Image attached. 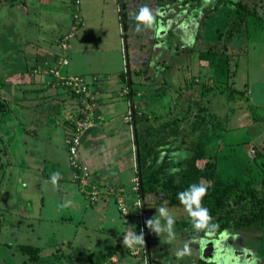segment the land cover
Segmentation results:
<instances>
[{
	"label": "rangeland",
	"instance_id": "obj_1",
	"mask_svg": "<svg viewBox=\"0 0 264 264\" xmlns=\"http://www.w3.org/2000/svg\"><path fill=\"white\" fill-rule=\"evenodd\" d=\"M143 8L148 9L150 22L136 20ZM73 19L80 24L74 25ZM64 36L66 47L61 49L60 40ZM202 52L213 53L217 62L201 59L199 54ZM54 53L60 55L57 60L64 56L68 61L69 58L75 61L80 68L79 74L87 82L93 74L102 76L107 86H112V95L120 98L116 118L126 127L122 134L116 132L111 138L121 140L126 136L127 167L119 174L123 181L127 179V183L125 187L117 182L106 185L97 182L91 174L92 183L101 191L98 200L104 199L108 208L113 209L111 229L115 232H109L108 222L104 232L97 229L96 216L88 217L87 213L79 224L78 233L82 235L79 243L68 246L64 254L55 253L35 263L264 264V224L258 230L214 228L200 234L182 204L169 205L167 198L161 200L158 194L149 192L144 194L143 200L147 252L144 253L140 244L131 248L123 245L125 235H140L142 229L134 188L133 120L123 119V113L119 112L124 108L125 115L131 108L125 94L128 83L132 110L145 114L149 118L148 125L155 127L177 119L178 134H167L168 126L163 132L153 133L154 138L162 141L157 146L161 150L155 165L166 154L165 173H176L173 169L179 167L174 163L188 156L198 142L222 179H236L241 184L264 179V0H78L76 5L70 0H0V82L13 85L18 81L19 73L29 72L27 67L32 58L39 59L35 65L40 66ZM23 64L25 66L19 70ZM39 70L37 73H44ZM120 75L126 77V81ZM128 76H131V83ZM204 84L215 87L202 88ZM230 88L245 95L250 106L232 94ZM11 91L6 89L0 94ZM90 95L99 115L96 93ZM77 102L71 110L78 109ZM198 107L203 109L198 110ZM202 110L206 112L205 116L209 112L222 118L219 121L223 129H218L219 134L212 136L210 127L205 125L191 128L194 115L202 114ZM75 111L65 121L67 132L59 146L61 151H57L61 163L68 164L65 144ZM100 120L97 119L90 128ZM143 121L138 123L140 133L144 131ZM124 146L117 150L121 155L125 153ZM79 148L78 157L85 159L86 154H81ZM4 165L3 161L0 176L6 174ZM15 167L19 166L14 164ZM20 184L24 185V177L16 185ZM51 195L53 191L50 190ZM118 198L123 200L126 213L119 210ZM18 201L13 196L10 203L19 204ZM86 203L89 208L97 207L94 203ZM1 204L2 201L0 264H18L23 256L17 252L15 244L19 232L14 227V208L6 206L2 209ZM162 206L175 221L171 240L167 232L156 235L146 227V221ZM161 224H164L163 220ZM59 225L55 228H60ZM66 229V234H70L73 227L68 224ZM60 230L55 231V237ZM4 243L10 245L9 248ZM113 247H116L115 256L97 260V252L104 257ZM185 249L186 254L178 258L177 254ZM88 255L93 258L88 259Z\"/></svg>",
	"mask_w": 264,
	"mask_h": 264
},
{
	"label": "crops",
	"instance_id": "obj_2",
	"mask_svg": "<svg viewBox=\"0 0 264 264\" xmlns=\"http://www.w3.org/2000/svg\"><path fill=\"white\" fill-rule=\"evenodd\" d=\"M59 56L54 53L50 60L43 58L45 56L42 58L49 63H55ZM38 60L32 58L28 63L29 67L36 66ZM69 60L71 62L67 60V64L62 66V73L79 74L80 68L71 58ZM22 66L25 65H21L19 70H22ZM127 73L129 75V70ZM128 78L131 83V76ZM16 79L18 81L13 85L6 81L0 82V92L12 90L0 94V169L4 161L6 170V174L0 176V201L2 209L6 206L14 208V227L19 232L16 234L18 239L15 244L17 252L23 256L18 264H22L29 261V254L34 253L36 261L42 258L46 260L55 253L64 254L68 246L79 243V237H82L78 233L79 224L87 213L88 217L96 216L97 229L104 232L108 222L111 230L109 232L114 233L115 230L111 229L114 220L113 209L108 208L104 199L98 200L101 191L98 189L94 202L97 207L89 208L85 197L71 179L69 165L61 163L58 157L57 151H61L59 146L61 142L63 144L67 132L65 121L69 119L71 112L75 111L71 109L75 107L77 99L58 86L46 73H32L29 70L27 74L19 73ZM88 82L89 92L96 93V109L101 120L82 134L79 152H84L86 158H79L87 164L97 182L106 185L117 182L125 187L127 179L123 181L119 173L125 172L127 167L128 143L126 136L121 140L114 136L111 138L114 133L122 134V131H125L126 125L116 118L117 106L121 100L112 95V86H107L102 76L93 74ZM123 109L119 112L124 116ZM13 122H17L15 124L18 127ZM59 128L60 134L57 133ZM122 145H125V148L122 147L125 149L123 155L117 152ZM14 164L19 167L14 168ZM54 172H59L61 176L57 186L51 183ZM15 176L18 177L14 179ZM23 177L24 185L17 186ZM50 190L53 191L51 196ZM13 196L19 199V204L10 203ZM68 201H71L69 206L61 207ZM59 223L60 228L56 229L55 225ZM68 224L73 227L70 234H66ZM58 230L59 235L55 237L54 233ZM4 245L7 248L10 246L6 243Z\"/></svg>",
	"mask_w": 264,
	"mask_h": 264
},
{
	"label": "trees",
	"instance_id": "obj_3",
	"mask_svg": "<svg viewBox=\"0 0 264 264\" xmlns=\"http://www.w3.org/2000/svg\"><path fill=\"white\" fill-rule=\"evenodd\" d=\"M73 4L76 5L75 3ZM245 12H247V9H245ZM72 23L74 25L80 24L76 19H73ZM199 56L201 59L204 58L211 63L217 62L216 59L213 58V53L202 52ZM33 67L37 68L38 65L32 66V68ZM32 68L27 67V70L33 71L34 68ZM120 77H122V75H120ZM122 79L126 81V77H122ZM59 86L62 87L61 85ZM213 87H215L213 84H204L202 88L211 89ZM62 88L64 89V87ZM66 91L68 92V90ZM229 91L241 97L247 103V106H250L245 95L238 93V91L232 88H230ZM125 94L129 97L128 105L131 107L132 112H130V121L133 120L132 139L135 162L134 168L138 184L136 192L139 196V202H141L139 212L145 242V251L147 246V234L145 233L144 226L145 212L143 200L144 194L148 192L158 194L161 200L167 198L168 201L166 203L169 205H181L178 199V193L188 190L191 185L203 184L207 189V194L203 197L201 206L208 210L210 218L201 228H195L198 233L204 234V232L211 231L212 229L215 230L214 228H216V230L224 228L258 230L261 228L264 224V179H261L257 183L244 181L243 184L239 183L236 179H222L215 173L214 163L206 158L205 151L198 142L190 149V154L188 156L174 163L176 167H179L176 173H165L164 169L167 167L166 154H163L160 162L155 165L157 155L161 150L157 146L161 145L162 141L159 138H154L153 133L163 132L165 126H168L169 129H167V134H178L177 119L170 122L164 121L160 125L152 127L148 125L149 121L147 122V120H149V118H147L145 114H138L135 110H132V102L130 99L131 89L128 83L127 92ZM71 96L74 97V94H71ZM201 109H203V107H198V110ZM204 110H202V114L197 112L194 115L191 128L195 129L205 125L207 128L210 127L212 136L219 134V132L217 133L218 129H223L222 122L219 121L222 118L209 112H207L205 116L206 112H204ZM141 120H144L143 133L139 132L138 127V123ZM175 175L177 178H175ZM115 253L116 247L107 250L104 257H100V253L97 252V260L99 261L103 258L110 257ZM35 258L36 256H34V253L31 255L29 254V261L22 264H36ZM87 258L92 259L93 256L88 255Z\"/></svg>",
	"mask_w": 264,
	"mask_h": 264
},
{
	"label": "built area",
	"instance_id": "obj_4",
	"mask_svg": "<svg viewBox=\"0 0 264 264\" xmlns=\"http://www.w3.org/2000/svg\"><path fill=\"white\" fill-rule=\"evenodd\" d=\"M77 4L78 0H70ZM65 36L60 40V48H65ZM44 60V59H43ZM40 63L37 68L33 69V72L37 73L39 69L44 70L43 72L50 75L54 82L68 90L70 94H74V97L78 100L77 109L73 117H71L70 133L66 138V148L68 153V165L71 170V179L77 185L80 193L85 197L88 203H94L97 199L98 190L91 180V171L87 164H85L78 157V148L80 145V139L83 132L90 128L94 122L99 119V115L96 113L95 107L93 106L92 96L89 93L88 84L82 76L75 73L63 74L60 65H66L67 60L63 56L58 59L55 64H50L44 60ZM40 71V70H39ZM127 90H125V93ZM130 110H127L124 115V119L130 121ZM135 166V162H134ZM135 170V168H134ZM135 187L137 191V178L134 177ZM137 194V192H136ZM139 202V196L137 194V203ZM117 205L121 213H126V207L121 198L117 199ZM140 214V213H139ZM141 222V218H140ZM142 229V227H141ZM144 247V244H143ZM146 253L145 249L143 250ZM134 253V252H133Z\"/></svg>",
	"mask_w": 264,
	"mask_h": 264
},
{
	"label": "clouds",
	"instance_id": "obj_5",
	"mask_svg": "<svg viewBox=\"0 0 264 264\" xmlns=\"http://www.w3.org/2000/svg\"><path fill=\"white\" fill-rule=\"evenodd\" d=\"M150 13L148 9L143 8L140 10L139 14L136 16V20L142 22H150ZM173 171H178V169H173ZM61 178L59 172H54L51 176V183L53 186L58 185V181ZM207 194L206 187L201 185H191L188 190L178 193V199L180 203L184 206L185 210L188 212V215L193 223V226L197 229L201 228L204 223L209 220L208 210L201 206L203 197ZM71 201H68L65 204H62L61 207L69 206ZM141 207V202L137 203V208ZM161 220L164 221V224H161ZM174 218L169 214L166 207L162 206L156 211V215L146 221V227L154 232L156 235H159L162 232H167L169 240L174 238ZM144 236L143 232L140 235L135 233H128L123 237V245L127 248L134 247L137 244L143 245ZM187 249L184 252L177 254L178 258H182L186 254Z\"/></svg>",
	"mask_w": 264,
	"mask_h": 264
},
{
	"label": "water",
	"instance_id": "obj_6",
	"mask_svg": "<svg viewBox=\"0 0 264 264\" xmlns=\"http://www.w3.org/2000/svg\"><path fill=\"white\" fill-rule=\"evenodd\" d=\"M122 7H121V4H120V9H121Z\"/></svg>",
	"mask_w": 264,
	"mask_h": 264
}]
</instances>
